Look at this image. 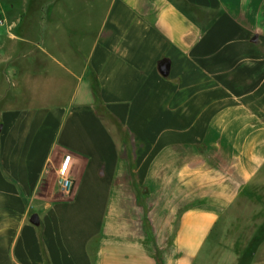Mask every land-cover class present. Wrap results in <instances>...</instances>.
<instances>
[{
  "label": "crops",
  "instance_id": "crops-1",
  "mask_svg": "<svg viewBox=\"0 0 264 264\" xmlns=\"http://www.w3.org/2000/svg\"><path fill=\"white\" fill-rule=\"evenodd\" d=\"M0 19V264H264V0Z\"/></svg>",
  "mask_w": 264,
  "mask_h": 264
},
{
  "label": "rangeland",
  "instance_id": "rangeland-1",
  "mask_svg": "<svg viewBox=\"0 0 264 264\" xmlns=\"http://www.w3.org/2000/svg\"><path fill=\"white\" fill-rule=\"evenodd\" d=\"M247 201V200H246ZM249 208H240L235 211L236 216H242L250 220L254 229L259 228L261 233L264 231V208L255 207L257 204L250 201Z\"/></svg>",
  "mask_w": 264,
  "mask_h": 264
},
{
  "label": "built area",
  "instance_id": "built-area-1",
  "mask_svg": "<svg viewBox=\"0 0 264 264\" xmlns=\"http://www.w3.org/2000/svg\"><path fill=\"white\" fill-rule=\"evenodd\" d=\"M3 21L0 19V25H2ZM71 173V161L68 160L61 165V172L59 178V185L64 193L69 194L72 188V183L70 179Z\"/></svg>",
  "mask_w": 264,
  "mask_h": 264
},
{
  "label": "water",
  "instance_id": "water-1",
  "mask_svg": "<svg viewBox=\"0 0 264 264\" xmlns=\"http://www.w3.org/2000/svg\"><path fill=\"white\" fill-rule=\"evenodd\" d=\"M159 71H160V73L163 76H165L167 74V68H166V66L164 64L160 65L159 66ZM30 221L33 222V223H36V216L33 215Z\"/></svg>",
  "mask_w": 264,
  "mask_h": 264
}]
</instances>
